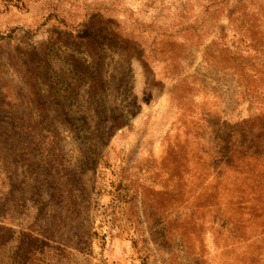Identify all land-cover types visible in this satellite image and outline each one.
Listing matches in <instances>:
<instances>
[{"label": "rangeland", "instance_id": "rangeland-1", "mask_svg": "<svg viewBox=\"0 0 264 264\" xmlns=\"http://www.w3.org/2000/svg\"><path fill=\"white\" fill-rule=\"evenodd\" d=\"M264 0H0V264H264Z\"/></svg>", "mask_w": 264, "mask_h": 264}, {"label": "trees", "instance_id": "trees-1", "mask_svg": "<svg viewBox=\"0 0 264 264\" xmlns=\"http://www.w3.org/2000/svg\"><path fill=\"white\" fill-rule=\"evenodd\" d=\"M260 128L264 129V116H262V118L260 120Z\"/></svg>", "mask_w": 264, "mask_h": 264}]
</instances>
